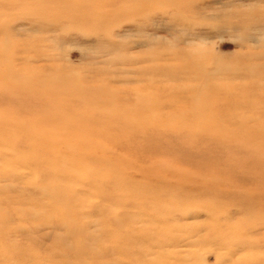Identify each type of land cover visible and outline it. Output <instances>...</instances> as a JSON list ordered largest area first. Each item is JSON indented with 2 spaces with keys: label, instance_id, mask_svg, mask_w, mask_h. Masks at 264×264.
I'll return each instance as SVG.
<instances>
[{
  "label": "rangeland",
  "instance_id": "obj_1",
  "mask_svg": "<svg viewBox=\"0 0 264 264\" xmlns=\"http://www.w3.org/2000/svg\"><path fill=\"white\" fill-rule=\"evenodd\" d=\"M173 255L264 264V0H0V264Z\"/></svg>",
  "mask_w": 264,
  "mask_h": 264
},
{
  "label": "bare ground",
  "instance_id": "obj_2",
  "mask_svg": "<svg viewBox=\"0 0 264 264\" xmlns=\"http://www.w3.org/2000/svg\"><path fill=\"white\" fill-rule=\"evenodd\" d=\"M196 72V71H195ZM201 76V75H200ZM235 85V84H234ZM237 85V84H236ZM206 86H207V84H206ZM209 86V85H208ZM239 86V85H238ZM240 90V89H239ZM256 90V89H255ZM238 91V90H237ZM230 92V91H229ZM228 92V93H229ZM256 92L257 91H253V90H251V92H247V93H244V94H250V95H255L256 94ZM259 92H261V91H259ZM263 92V91H262ZM241 93V92H240ZM234 94V93H233ZM236 94H239V93H236ZM227 95V94H226ZM232 95V94H231ZM229 96H230V93H229ZM235 96H237V95H235ZM240 96V95H239ZM238 96V97H239ZM249 96V95H248ZM227 97H228V95H227ZM242 97V96H241ZM122 98V97H121ZM228 99V98H227ZM231 99V98H230ZM239 99H241V98H239ZM237 100V99H236ZM226 101V100H225ZM237 101H239V100H237ZM214 102V101H213ZM215 102H217V101H215ZM230 102V101H229ZM157 103V102H156ZM237 103V102H236ZM235 103V104H236ZM143 105V104H142ZM168 106V105H167ZM166 106V107H167ZM174 106V105H173ZM143 107V106H142ZM150 107V106H149ZM148 107V108H149ZM219 107V106H218ZM218 107H216V108H218ZM135 108V107H134ZM138 108V107H137ZM151 108V107H150ZM221 108V107H220ZM140 109H141V107H140ZM131 111V110H130ZM184 113V112H183ZM151 114V113H150ZM219 114V113H218ZM215 115V114H214ZM226 115V114H225ZM227 117H228V115H227ZM155 118H157V117H155ZM224 118H226V117H224ZM162 119V118H161ZM165 119V118H164ZM213 119V118H212ZM228 119V118H227ZM224 120V119H223ZM220 121H221V119H220ZM156 122V121H155ZM211 123H214V122H211ZM247 124V123H246ZM133 126H134V124H133ZM156 126V125H155ZM248 126H249V124H248ZM154 127V126H153ZM238 130H239V128H238ZM4 216V215H3ZM150 251V250H149ZM162 258V257H161ZM182 258V257H181ZM184 258V257H183ZM166 260L167 261H165V264H166V262L168 263V264H170V260H171V264H179L180 263V261H179V259H178V257H176V256H174L173 255V257L172 258H170V259H168V257L166 258ZM197 260V259H196ZM157 261V260H156ZM155 261V262H156ZM162 262V261H161ZM164 262V261H163ZM184 262V261H183ZM186 262V261H185ZM198 262V261H197ZM149 263V262H148ZM160 264V263H159ZM189 264V263H188ZM191 264V263H190ZM216 264H218V263H216Z\"/></svg>",
  "mask_w": 264,
  "mask_h": 264
}]
</instances>
